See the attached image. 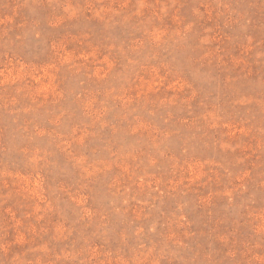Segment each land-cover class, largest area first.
<instances>
[{"label": "rangeland", "instance_id": "rangeland-1", "mask_svg": "<svg viewBox=\"0 0 264 264\" xmlns=\"http://www.w3.org/2000/svg\"><path fill=\"white\" fill-rule=\"evenodd\" d=\"M0 264H264V0H0Z\"/></svg>", "mask_w": 264, "mask_h": 264}]
</instances>
